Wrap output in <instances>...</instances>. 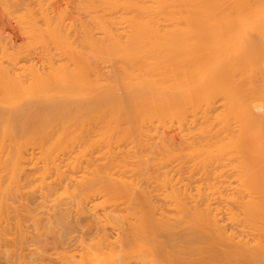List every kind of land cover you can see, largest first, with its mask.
I'll return each instance as SVG.
<instances>
[{"label":"bare ground","instance_id":"6f19581e","mask_svg":"<svg viewBox=\"0 0 264 264\" xmlns=\"http://www.w3.org/2000/svg\"><path fill=\"white\" fill-rule=\"evenodd\" d=\"M255 1L0 0V168L36 159L54 255L95 219L114 264H264Z\"/></svg>","mask_w":264,"mask_h":264},{"label":"rangeland","instance_id":"374dc122","mask_svg":"<svg viewBox=\"0 0 264 264\" xmlns=\"http://www.w3.org/2000/svg\"><path fill=\"white\" fill-rule=\"evenodd\" d=\"M256 3H257V1L254 2V8H255ZM262 6H263V4H262V1H261V6L259 5V11L260 12L263 11V15H264V8H262ZM0 17H1V20L4 21V24L9 25V23L7 24L6 19L4 20V18L2 19V16H0ZM6 25H4V26L6 27ZM262 25H259V27L256 26V27H258L256 30H255L256 27L254 28V31H253L254 39L264 38V36H261L262 33L264 35V32H262L264 29L260 28ZM9 26H7L8 28L6 27L7 33L8 34H12L11 35L12 38H14L13 37V35H14L15 38H17V40H19L20 39L19 33H17V31H13V30H12L13 33H10V30L12 28L11 27L9 28ZM262 27L264 28V26H262ZM257 30H258V32L260 34L257 32ZM260 40L264 41V39H259L258 41H260ZM31 147L32 146L28 147V151L31 150ZM33 147H34V145H33ZM29 148H30V150H29ZM33 149L37 152L36 145H35V148H32V150ZM30 152L35 153L34 151H30ZM25 153H26L25 157L27 159H25V161L23 163L24 165L23 164L22 165H23V169L26 170L27 173L23 171V174L26 173L29 177L24 174V176H25V178H24L21 171H20V174H17V176H14V174H12L11 172H9L8 174H5L6 171H3L4 173H2V169L1 168H3V165H2V163H0L2 165V167L0 168V172H1L0 173L1 174L0 175V177H1L0 184L3 185V186L0 185L1 186L0 187V236H1L0 237V245H1L0 246V264H35L34 262H36V264H80V263H82V264H94V263L95 264H104V263L105 264H112L111 262H113V264H114V261H113L114 257L113 258L111 257V259H113V260L110 261V262H109V260H111V259L109 258V260H107V257L108 256L110 257L111 254L113 255L115 250L117 252L119 250L118 244L116 242H114L115 241L114 240L115 233H117L119 230L117 228L112 229L113 227H111L110 224L105 223V221H102V220H97L98 224H96L95 223L96 222L95 219H94L95 221L94 220H92V221L89 220L90 223L91 222L94 223L93 225H91L90 227H87V226L84 227L83 223H87L88 222V220L85 219V217H80V218L78 217L79 219L76 218V220H74V219L72 220V218L70 219V220L74 221L73 223L75 225H76V223L81 222L82 226L84 228L82 226H80L83 229H81V228L76 229V226L73 225L74 226L73 228H74L75 231L71 228V230H72V231L70 230L71 231V233H70L71 235H67V237H66V238H69V239L68 240L66 239L65 242H63L61 244L62 247L61 246L58 247L59 249L63 250L64 254H61L60 256H57V255L53 254L55 252L54 246L51 243L54 240L52 238L53 236L51 235V233H47L46 232V234H45L46 230L44 229L45 228L44 224L46 226V221H47V220H45V219H47V214L44 213L46 208L43 209V207H44V206L42 207L43 203H42V205H40L41 204V199H42L41 198L42 193L40 191L42 189L39 187L41 185V183H40V179L37 176V175H39L38 174L39 168H37L36 165L35 166L32 165V164H35V163H32V161L35 158L34 159L31 158V159H33V160H31L30 159V157H31L30 154H28L27 151ZM28 160L30 162H28ZM37 165L39 167V164H37ZM36 168L38 170H36ZM27 169L29 171H27ZM33 169L35 171H33ZM18 175L19 176L22 175L21 178ZM31 176L33 177V180H32ZM12 177L15 179L16 184L18 186L14 185L15 184L14 181H11V182L9 181L10 183L7 181L8 179H11ZM26 177H28L29 179L26 178ZM34 179L36 181H34ZM20 180H22V181H20ZM24 180H25V182H24ZM8 183L11 184V185H9ZM24 183H25V185H24ZM4 185H6V186H4ZM33 186L34 187L38 186V187L34 188ZM8 188H9V190H8ZM10 188H11V190H10ZM38 188L41 189V190H39ZM7 190L9 192H7ZM10 194H12V196H9ZM39 198H41V199H39ZM28 212L29 213L32 212L33 214L32 213L29 214ZM46 213H47V211H46ZM97 213H102V212L99 211ZM34 215L37 218H34ZM16 216L18 217V219H17ZM80 219L82 221H80ZM43 220H44V222H43ZM169 222L167 221L166 224H168ZM126 223L127 222H123V221L121 222L120 221L118 224L121 225L122 229H123L124 227H126ZM130 224H132V223H130ZM102 225L104 227L101 228ZM116 227H118V226H116ZM100 228L102 230H100ZM103 228H105L104 230H106V231H103ZM101 231H103L104 234L106 233L104 236L107 237V242L103 243L102 250L104 251L106 248L107 249L104 252L103 251H101V252L99 251L100 252L99 254H97L98 253L97 251H96L97 253L95 252L96 254L95 253H94V255L92 254L94 257L97 258V261H96V259L91 255V253L90 254L89 253L83 254L81 252V239H84L85 240L84 242H86V243L88 242L89 239H90L89 242L91 240L93 241V239L96 240V241L99 240V239L101 240V237L99 238V236H100L99 234L103 235V233ZM44 234H45V236H44ZM153 234H154V236H153ZM149 235H150L149 236L150 238L155 237L156 239L159 238V240L162 239V237L161 236L158 237L159 234L157 235L156 233H152V235L151 234H149ZM81 236H82V238H79ZM44 237H45V240H44ZM47 241H49L51 244L49 242H47ZM79 241H80V243H79ZM106 243H107V245H105ZM109 245L112 246V247H109ZM40 246L42 247V249H41ZM43 248H45V249H43ZM109 248H111V249H109ZM59 249H58V252H59ZM44 250H45V252H44ZM6 251H7V255H6ZM43 252H44V254H43ZM117 252L114 255H117ZM165 258L166 257H164L163 259H165ZM128 261H130L129 264H141V260H140V257L138 255L137 256L133 255L131 258L128 259ZM165 261L167 262L168 260L166 259ZM149 262H147V263H149ZM164 262L161 263L160 259H159L158 264H165L166 262L165 263ZM150 263L154 264V262H150ZM167 264H169V263L167 262Z\"/></svg>","mask_w":264,"mask_h":264}]
</instances>
